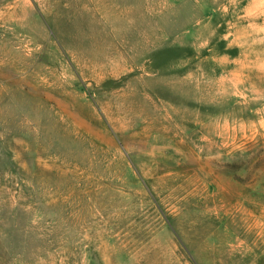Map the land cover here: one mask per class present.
<instances>
[{
	"label": "rangeland",
	"instance_id": "1",
	"mask_svg": "<svg viewBox=\"0 0 264 264\" xmlns=\"http://www.w3.org/2000/svg\"><path fill=\"white\" fill-rule=\"evenodd\" d=\"M0 264H264V0H0Z\"/></svg>",
	"mask_w": 264,
	"mask_h": 264
},
{
	"label": "bare ground",
	"instance_id": "2",
	"mask_svg": "<svg viewBox=\"0 0 264 264\" xmlns=\"http://www.w3.org/2000/svg\"><path fill=\"white\" fill-rule=\"evenodd\" d=\"M261 217H262V216H261ZM250 218H251V217H250ZM255 219H256V218H255ZM258 219H259V218H257V222L254 224L255 226L258 225V222H259ZM255 226H254V227H255ZM252 228H253V227H252ZM244 241H245V240H244Z\"/></svg>",
	"mask_w": 264,
	"mask_h": 264
},
{
	"label": "crops",
	"instance_id": "3",
	"mask_svg": "<svg viewBox=\"0 0 264 264\" xmlns=\"http://www.w3.org/2000/svg\"><path fill=\"white\" fill-rule=\"evenodd\" d=\"M258 217V216H257Z\"/></svg>",
	"mask_w": 264,
	"mask_h": 264
}]
</instances>
